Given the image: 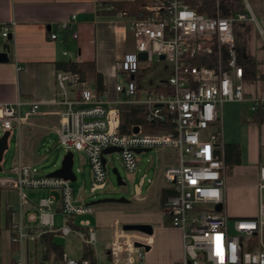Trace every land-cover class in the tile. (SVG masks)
Instances as JSON below:
<instances>
[{"label": "built area", "instance_id": "2783aa9c", "mask_svg": "<svg viewBox=\"0 0 264 264\" xmlns=\"http://www.w3.org/2000/svg\"><path fill=\"white\" fill-rule=\"evenodd\" d=\"M190 1L199 0H149L141 16L129 21L133 49L115 64L119 79L114 99L110 100L106 92L97 93L93 84L78 73L57 69L54 106L60 111L55 133L67 153L84 155L91 193L106 187V157L111 155L103 153L106 149L119 150V159L128 173L135 172L139 162L133 150L176 151V164L162 173L165 188L171 193L163 214L168 225L180 231L182 241L181 261L170 264H264V166L258 172L257 214L228 219L223 212V105L246 102L250 113H254L264 104V99L245 96L243 69L235 51L234 25L248 19L247 5L242 13L222 17L216 0L215 15L209 17L196 12ZM74 20L72 16L60 28L77 40ZM12 29L13 25L1 28L5 43L10 42ZM57 39L55 33L50 34L51 41ZM140 54L145 55V60H139ZM154 60L172 64V75L153 88L139 89L138 62ZM196 60L206 61L196 64ZM157 87L165 91L157 92ZM22 104H0V131L19 128L38 114L35 102L21 114ZM122 105L142 106L146 123L168 122L173 130L145 134L137 126V133L133 129L129 134H121ZM5 189L15 191L20 200L24 199L25 190L50 193L38 201L37 213L27 216L30 226L23 221L12 226L10 241L19 251L12 264H29L22 248L27 243L40 242L44 233L54 237L74 235L90 248L97 243L95 228L88 222L75 224L76 217L92 214V207L76 205L70 182L38 177L31 166L18 164L0 176V190ZM217 205L221 206L219 212ZM55 215L62 216L63 227H56ZM111 233L101 259L93 254L92 260H75L64 253L57 258L53 252L47 255L42 245L41 259L33 264H148L144 248L135 246H145L144 234L123 231L118 223L112 225Z\"/></svg>", "mask_w": 264, "mask_h": 264}, {"label": "crops", "instance_id": "0c3cea01", "mask_svg": "<svg viewBox=\"0 0 264 264\" xmlns=\"http://www.w3.org/2000/svg\"><path fill=\"white\" fill-rule=\"evenodd\" d=\"M129 1L132 0H0V53L4 52L8 57V62L0 63V104L21 101L20 112L23 115L29 110L30 103L35 102L39 107L37 115L9 131L7 151L11 149L10 139L15 131L17 147L15 157L4 174L18 164L33 168L43 162L52 149V141L58 138L55 131L60 110L54 106L57 63H90L102 77L103 92L110 100L115 98L114 87L119 79L115 64L122 62L133 49L129 28V21L133 18L119 15L113 7ZM245 5L248 19L234 25V34L238 55L243 60H251L254 69L252 73L243 71L242 86L245 96L264 99V0H245ZM72 16L75 17L73 31L77 40L60 28ZM5 25H13L9 52H6L5 41L1 38V28ZM51 33L57 35L56 41L50 40ZM169 74L172 75L171 72ZM87 81L93 84L92 79ZM159 82L162 81H156L148 88L157 86ZM139 89L147 87L139 83ZM224 105L228 107L227 111L224 107L222 110V139L224 143L239 145L240 163L229 173L226 170L223 212L228 219H243L258 212V172L264 166V121L260 125L243 121L249 119L245 115L246 102ZM225 123H231L237 131L228 128L224 131ZM5 155L6 152L2 169ZM176 160V151H159L154 180L148 181L145 195L142 193L143 177L135 185L136 196L131 201L105 203L112 204L108 207H103L104 204L92 206V212H97L100 219L107 213L114 218L110 231L114 223L151 227V234H144L145 246L149 248L145 253L148 264H170L182 259L181 233L168 225L164 209L160 207V193L166 189L163 170L176 164ZM138 161L141 163L139 157ZM38 193L41 199L50 196L47 190ZM38 201H27L26 195L20 200L15 191L0 190V264L13 263L19 251L11 244V228L19 221L30 226L27 216L36 214ZM137 211L138 216L133 217ZM110 237L105 240L104 249ZM40 243H27L22 248L29 264L41 259L40 246L44 244Z\"/></svg>", "mask_w": 264, "mask_h": 264}, {"label": "rangeland", "instance_id": "374dc122", "mask_svg": "<svg viewBox=\"0 0 264 264\" xmlns=\"http://www.w3.org/2000/svg\"><path fill=\"white\" fill-rule=\"evenodd\" d=\"M245 5V0H242ZM138 69V82L142 85L146 86L147 88L152 86L156 81H166L170 77V72L172 74L173 72V66L172 64L166 62V61H157L154 60L152 63L148 62H138L137 64ZM224 111H227V105H224ZM245 115L247 118H250L252 113H250L247 108H245ZM225 128L227 130H235L237 131V128L234 127L231 123L227 125L225 123ZM3 134L2 131H0V137ZM14 136V137H13ZM14 138V139H13ZM10 146L11 149L6 152L5 160L3 163V173H0L1 175H4V173L7 172L9 166L12 163L13 158L15 157V150L17 147V132L15 131L11 135L10 139ZM51 151L47 155V159H45L41 163H37L33 168L36 171V175L42 178H45L46 175L54 172L55 170L59 169L61 166L62 159L64 155L67 153L63 146L60 145V142L58 138H54L51 145ZM158 150H151L146 153L140 154L138 157L141 159V163L138 164L137 170L134 175H131V173H128L120 159L118 153H112L110 156L106 157L107 161V179H106V187L103 190L96 191L95 193H91V187L92 182L90 178V171L87 164L84 163L85 157L83 154L73 151V173L76 177V181L71 183V188L73 190V198L76 202V205L84 206L90 202L98 201V200H119V199H125L127 201H131L135 196V185L140 182L141 178L144 177V188L142 190V193L145 195V192L148 187V181L154 180V173L156 171V168L158 166L157 161V154ZM113 170H116L118 173V176L121 180V182L125 183L124 187H118L117 186V176L113 173ZM139 170V171H138ZM39 191L43 190H25L23 192L24 195H26L27 201L32 200H40L41 195L38 193ZM112 204H104L103 207L111 206ZM35 213L37 211L35 210ZM137 213H133L132 216L136 217L138 216ZM253 215V214H252ZM252 215L247 216L251 217ZM114 218L110 216V214H105L102 219L99 218L97 212H92V214L86 215V216H79L75 219L76 226L79 225L82 222H88L90 227L96 229L97 234V243L94 247H92V250L94 251V254L96 257L101 259L102 255H104V246H105V240H108L111 236L110 231V224L113 222ZM54 223L56 227L61 228L64 225V220L62 216L55 215ZM232 221H229V232L231 233L232 230ZM54 243L61 246L62 251L66 257L69 259H75L78 260L82 258L83 253V243L81 240L74 236L69 235L67 237H56L54 238Z\"/></svg>", "mask_w": 264, "mask_h": 264}, {"label": "trees", "instance_id": "16d2710c", "mask_svg": "<svg viewBox=\"0 0 264 264\" xmlns=\"http://www.w3.org/2000/svg\"><path fill=\"white\" fill-rule=\"evenodd\" d=\"M149 0H132L129 2H121L114 5L113 10L115 12L125 11L126 15L130 18H138L141 16L142 9L144 5ZM218 11L222 17H232L237 13L244 12V4L242 0H217ZM190 5L200 14H204L209 17H214L216 12V0H199L190 1ZM9 42L4 44L6 52H9ZM238 63L242 66L243 71L247 73H252L254 69V63L251 60H243L238 55V48L235 49ZM226 56L224 55V58ZM202 61H195L194 63L199 64ZM56 68L64 71H72L78 73L83 80L92 79L93 85L97 93H102L104 90L102 77L99 73L94 70V66L90 63H74V62H64L57 63ZM157 92H164L165 90L157 87ZM248 123H254L257 125L262 124L264 121V104L259 107L254 113H252L249 119H244ZM140 126L142 132L145 134H157L161 132H169L173 130V127L168 122L149 124L146 123L144 119V109L139 105H122L120 106V133L129 134L134 129V127ZM224 163L226 166L227 173L231 169L239 165L240 163V148L238 144L235 143H224ZM171 193L167 189H163L160 193V207L164 209L167 203V198ZM168 223V221H167ZM54 236L49 233H44L40 242L46 247V254L54 253L57 258L62 254L61 246L54 243ZM94 251L89 246L83 245L82 258H87L92 260Z\"/></svg>", "mask_w": 264, "mask_h": 264}, {"label": "water", "instance_id": "95a60500", "mask_svg": "<svg viewBox=\"0 0 264 264\" xmlns=\"http://www.w3.org/2000/svg\"><path fill=\"white\" fill-rule=\"evenodd\" d=\"M139 60L143 61L145 60V55L144 54H140L139 55ZM164 58L161 57V60H163ZM8 62V57L7 54L4 52L0 53V63H6ZM134 133L138 132V129H134L133 131ZM10 132L9 131H4L3 134L0 137V173H3V169L1 167V164L3 162V157L5 152H7L8 150V138H9ZM150 150H144L143 152H149ZM119 150L115 149V148H109L104 150V154H112V153H118ZM133 152L135 154H140L142 151L140 150H133ZM72 166H73V153L68 152L64 155L62 162H61V166L59 169L55 170L54 172L46 175V178H56V179H61L64 181H68L70 183L75 182V175L72 172ZM113 173L117 176V186L118 187H124L125 183L121 182L117 171L113 170ZM113 202H127L125 199H119V200H98V201H94V202H90L88 204H86L85 206L87 207H92V206H96L99 204H105V203H113ZM216 211L219 212L221 211V206L217 205L216 206ZM123 231H127V232H138V233H142L145 235H149L151 234V227L148 225H124L122 226ZM136 247H142L144 248L145 252H147L149 250L148 247L140 245V244H136Z\"/></svg>", "mask_w": 264, "mask_h": 264}]
</instances>
